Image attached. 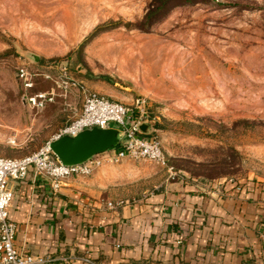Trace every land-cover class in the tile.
Segmentation results:
<instances>
[{
  "label": "rangeland",
  "instance_id": "obj_1",
  "mask_svg": "<svg viewBox=\"0 0 264 264\" xmlns=\"http://www.w3.org/2000/svg\"><path fill=\"white\" fill-rule=\"evenodd\" d=\"M149 3L0 0V155L36 151L74 116L68 104L40 111L24 104L19 63L51 73L80 63L92 75L81 77L89 90L126 104L149 102L166 158V165L104 163L86 178L96 175L110 196L131 199L171 177L208 184L264 179V0L196 2L172 8L147 31L127 26ZM51 87L36 76L33 90Z\"/></svg>",
  "mask_w": 264,
  "mask_h": 264
},
{
  "label": "crops",
  "instance_id": "obj_2",
  "mask_svg": "<svg viewBox=\"0 0 264 264\" xmlns=\"http://www.w3.org/2000/svg\"><path fill=\"white\" fill-rule=\"evenodd\" d=\"M73 98L53 104L75 114L81 103ZM96 182V175L68 177L53 191L30 174L10 180L16 246L48 258L39 264H264V179L210 186L171 177L131 199Z\"/></svg>",
  "mask_w": 264,
  "mask_h": 264
},
{
  "label": "built area",
  "instance_id": "obj_3",
  "mask_svg": "<svg viewBox=\"0 0 264 264\" xmlns=\"http://www.w3.org/2000/svg\"><path fill=\"white\" fill-rule=\"evenodd\" d=\"M39 75L52 81L53 87L47 90H33L34 80ZM17 78L21 87V100L31 109L40 111L55 103L58 97L64 100L74 97L81 103L73 118L60 126L36 151L21 157L0 155V264H39L48 261V258L26 254L15 244L17 225L10 217L14 196L13 190L8 186L10 180L18 182L30 174L34 183L43 179L50 183L53 191H58L63 179L87 177L104 163L129 158L166 165V158L158 138L156 116L145 99L138 97L130 104H126L91 91L65 64L56 66L55 72L51 73L45 70L40 72L21 62L17 66ZM142 123L149 126L147 134L140 130ZM113 126L121 131L122 143L114 149L95 154L80 164H63L49 146L51 140L64 135L75 136L85 129L95 127L106 129ZM168 171L170 176L176 175L172 167H168ZM124 202L123 199L109 201L107 207L117 208Z\"/></svg>",
  "mask_w": 264,
  "mask_h": 264
},
{
  "label": "water",
  "instance_id": "obj_4",
  "mask_svg": "<svg viewBox=\"0 0 264 264\" xmlns=\"http://www.w3.org/2000/svg\"><path fill=\"white\" fill-rule=\"evenodd\" d=\"M26 57L34 62H39V56L26 53ZM140 130L147 134L149 126L147 123L140 125ZM123 141V135L116 127L106 129H85L75 136L64 135L51 140L49 146L58 159L66 165H74L85 162L95 154L114 149Z\"/></svg>",
  "mask_w": 264,
  "mask_h": 264
},
{
  "label": "trees",
  "instance_id": "obj_5",
  "mask_svg": "<svg viewBox=\"0 0 264 264\" xmlns=\"http://www.w3.org/2000/svg\"><path fill=\"white\" fill-rule=\"evenodd\" d=\"M211 0H150L149 6L145 13L143 14L142 18L135 24L127 23V26H135V28L140 29L142 31H147L150 29V27L157 21H159L169 10L176 6L181 5H189L194 4L196 2H209ZM102 30V27L96 28L92 33H90L84 42L80 45L81 46L89 41L92 37H94L95 34H97L98 31ZM39 63L45 64V65H51L54 63L53 59L46 60V59H40ZM68 66V65H67ZM82 65L80 63H77L76 66L68 68L70 70H73V74L75 77L81 79V77H91V73L86 69L83 73ZM95 78V77H94ZM100 79L106 80V81H112V79L108 75H101L99 77Z\"/></svg>",
  "mask_w": 264,
  "mask_h": 264
}]
</instances>
